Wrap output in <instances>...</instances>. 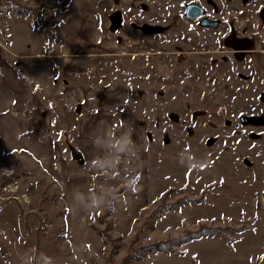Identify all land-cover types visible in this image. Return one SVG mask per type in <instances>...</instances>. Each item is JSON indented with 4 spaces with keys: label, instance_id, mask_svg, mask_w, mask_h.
I'll return each instance as SVG.
<instances>
[{
    "label": "rangeland",
    "instance_id": "obj_1",
    "mask_svg": "<svg viewBox=\"0 0 264 264\" xmlns=\"http://www.w3.org/2000/svg\"><path fill=\"white\" fill-rule=\"evenodd\" d=\"M190 3L220 27L187 19ZM86 10L166 30L149 54L99 57L83 77L122 92L119 137L97 165L61 133L65 177L0 131V210L13 201L20 215L17 227L0 220V264H264V125L243 122L264 116V0H0V85L13 74L33 86L56 133L79 112L49 55Z\"/></svg>",
    "mask_w": 264,
    "mask_h": 264
},
{
    "label": "crops",
    "instance_id": "obj_2",
    "mask_svg": "<svg viewBox=\"0 0 264 264\" xmlns=\"http://www.w3.org/2000/svg\"><path fill=\"white\" fill-rule=\"evenodd\" d=\"M255 20L263 24L259 15ZM118 26V29L113 30L110 16L98 19L89 10L70 14L62 24L61 37L64 48L58 54L49 56L60 58L57 60L63 67L66 78L63 104L66 103L68 110L79 112L73 117L76 121L69 122V126H63L62 131L56 133L58 128L51 122L52 113L43 104L42 106L37 104L38 98L32 93L33 86L28 85L26 89L16 81L13 74H10L9 86L0 85V103L5 106L4 110H0V131L7 136L6 140L10 142L11 148L26 149L33 158H50L51 166L58 167V173H66L65 177L73 172L69 171L71 166L69 155L63 152L60 141H55L57 136L61 137V133L73 140L77 149L84 154V158L91 162L90 166L97 165L101 158L107 156L110 136L115 134L118 139L120 133L112 130V126L115 124L114 120L118 118L122 92L114 89L116 86L109 88L99 86V82L85 81L83 77L88 74L89 68L97 63L99 57L112 56L116 52L125 55L138 52H144L143 56L149 54L150 51L144 49V44L148 38L154 36L132 28V21L129 23L119 21ZM258 27L262 28L260 24ZM112 32L116 34L115 41L118 39L117 46L111 44L108 39ZM246 39L252 41L250 37ZM17 71L18 69L15 72ZM16 75L18 76V73ZM8 96L9 98L5 99ZM46 137H53L55 145L46 143ZM72 168L75 172L76 167ZM61 176L63 178V175ZM68 182L71 183V178ZM19 217L16 202L10 201L0 210V220L7 223L10 228L13 225L17 227Z\"/></svg>",
    "mask_w": 264,
    "mask_h": 264
},
{
    "label": "water",
    "instance_id": "obj_3",
    "mask_svg": "<svg viewBox=\"0 0 264 264\" xmlns=\"http://www.w3.org/2000/svg\"><path fill=\"white\" fill-rule=\"evenodd\" d=\"M185 17L189 20H199L201 27L204 28H219L220 20H212L206 16V10L197 3H190L186 5L185 9ZM132 27L141 31L147 35H153L157 33H162L166 30L165 27L159 25H151V24H143L138 25L136 23H132ZM245 125H264V116L263 117H245L243 120ZM73 156L79 161L83 163L84 158L80 152L73 150Z\"/></svg>",
    "mask_w": 264,
    "mask_h": 264
},
{
    "label": "trees",
    "instance_id": "obj_4",
    "mask_svg": "<svg viewBox=\"0 0 264 264\" xmlns=\"http://www.w3.org/2000/svg\"><path fill=\"white\" fill-rule=\"evenodd\" d=\"M26 12H28L27 10H26ZM116 16H117V14H115L111 19H112V28L113 29H118L119 28V26L117 25L116 26V22H115V19H116ZM217 230V229H216ZM218 231V230H217ZM153 249H156V250H158V249H162V250H164L163 248H160V246H158L157 247V245H155L154 247H152Z\"/></svg>",
    "mask_w": 264,
    "mask_h": 264
},
{
    "label": "flooded vegetation",
    "instance_id": "obj_5",
    "mask_svg": "<svg viewBox=\"0 0 264 264\" xmlns=\"http://www.w3.org/2000/svg\"><path fill=\"white\" fill-rule=\"evenodd\" d=\"M207 16V15H206ZM192 21H197V20H192ZM200 22V21H199ZM202 28H204V27H202ZM209 28V27H208ZM212 29H215V28H212ZM154 35V34H153Z\"/></svg>",
    "mask_w": 264,
    "mask_h": 264
}]
</instances>
